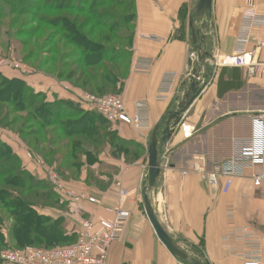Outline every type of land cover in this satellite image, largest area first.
<instances>
[{"label": "crops", "instance_id": "1", "mask_svg": "<svg viewBox=\"0 0 264 264\" xmlns=\"http://www.w3.org/2000/svg\"><path fill=\"white\" fill-rule=\"evenodd\" d=\"M198 2L135 0L133 58L149 57L153 67L148 74L132 71L121 96L129 114H133L136 102L149 104L151 131L139 132L123 122L105 123L100 129L94 122L100 116L60 81L48 76L28 80L37 92L46 94L49 102L73 101L83 111H92L90 114L95 115L90 116V131L86 128V132H90L88 137L83 135L85 129L71 132V127L66 130V136L62 135L60 153L63 158L68 164H81L74 174L68 170L62 177L75 197L68 200L56 192L64 207L39 211L53 218L63 217L68 231L76 232L77 216L108 217L107 207L116 204L121 198V189H126L128 196L124 206L131 211V217L122 238L110 248L108 264H186L175 258L158 238L145 211L143 189L148 179V148L154 127L165 112L177 108L186 91L182 84L188 78L194 59L189 21ZM261 2L254 0L257 4ZM245 4L246 0H213L214 29L208 28L206 32L208 52L216 57L232 52ZM196 26L200 23L196 22ZM260 59H264V50ZM171 70L177 71L179 78L169 99L159 102L155 96L161 77ZM221 80L240 87L219 97ZM263 109L264 76H249L241 67L219 66L159 154L162 169L155 186L148 191L149 199L163 228L195 260L241 264L225 247L224 236L231 222L257 230L262 239L264 260V186L256 187L252 180L255 172L264 173V166L243 168L228 191L212 188L198 169L206 166L215 170L226 162L244 160L242 149L252 137V117ZM69 136H78L83 143L74 149ZM0 139L13 148L30 172L44 177L42 157L33 152L23 138L0 129ZM185 169L188 173L183 175ZM90 197L99 202L92 203ZM231 213L234 217H230Z\"/></svg>", "mask_w": 264, "mask_h": 264}, {"label": "trees", "instance_id": "2", "mask_svg": "<svg viewBox=\"0 0 264 264\" xmlns=\"http://www.w3.org/2000/svg\"><path fill=\"white\" fill-rule=\"evenodd\" d=\"M8 5H10L11 11L5 12ZM109 6L111 7L108 8ZM121 6L127 8V12L121 13L116 10L117 7ZM57 11H64L65 13L56 14ZM10 13L18 16L30 14L35 17L38 26L33 31L26 32L29 36L42 32L45 34L50 29L43 42L47 46L45 65L50 64L55 68L61 80L65 78L64 81L69 82L73 87L98 96L110 93L122 95V89L129 76L133 57L137 15L135 0L129 2L126 0H94L91 5L88 4L87 0H38V2L0 0V17H7ZM83 15H85V18L82 17ZM0 23L4 22L0 21ZM42 25H45V28L42 29ZM119 27H123L124 30H120ZM85 28H89V33L98 40H93L88 34H83L82 31ZM4 34L10 37L12 32H2L0 30V38ZM104 41L111 44L110 47L105 46L102 53L92 56L91 51L95 50L94 45ZM120 41H125L126 45L119 44ZM19 43L26 45L23 41H19ZM32 53H30L31 56ZM235 77L238 76L235 75ZM236 87L240 86H235L230 82L224 83L221 80L219 82V97L226 91ZM0 101L12 102L11 113L22 110L28 112L27 123L20 127L21 136L23 137H40L46 129H49V134L52 133L54 134L52 136H57L55 142L61 143L59 137L66 136V130L69 127L72 129L71 132L77 128L82 131L85 129L83 135L88 137L90 132H86V128L90 131V116H95L90 114L92 111L100 116V119L94 121L99 124L100 129L105 123H112L95 109L85 112L80 109L78 103L73 101L57 99L54 102H49L46 94L37 92L25 78L8 77L1 71ZM8 111L9 109L6 111L0 110L1 126L5 124L11 115ZM15 123V120H10L9 124L14 125ZM28 123L34 128L24 132L23 127ZM46 135L49 137L48 134ZM78 136L74 137L72 141L73 148L80 147L83 143V140ZM102 136L101 133L100 138ZM42 137L45 139L46 136L43 135ZM50 139V146L45 150H42L41 141L37 143L31 141L34 146L28 145L33 152L46 159L48 163L55 164L56 169L63 178L68 170H72L74 174V171H77L81 164H68L66 159L63 158L64 155L60 153V149L52 146V143H55L54 140L52 142V138ZM101 139L103 140V138ZM0 146V159H5L0 170L3 172L9 167L10 176L14 175L21 188L32 191L31 186L34 184L31 182L33 181L43 183L46 181L51 184L47 178H42L30 172L23 165L21 158L14 152L13 148L1 139ZM162 150L163 148L159 154ZM32 193L40 199V202H43V205L26 202L25 197H21L20 193H0V209H10V200H16L17 207H22L19 208L18 212L11 213L16 218V222L11 225L8 234L6 229L0 226V245L4 247L2 249L23 248L29 245L49 248L63 246L60 245L61 243L73 244L77 239V233L68 231L67 223L63 217L53 218L39 211L40 207H64V202H61L62 199L56 191L54 189H36ZM4 194L7 196H4ZM27 198H30V196H27ZM28 218H31L32 222H26ZM8 237L13 242L15 241L18 246L13 245ZM23 237H27L28 241L21 245L20 241ZM9 245L15 247H6ZM2 249L0 248V250Z\"/></svg>", "mask_w": 264, "mask_h": 264}, {"label": "built area", "instance_id": "3", "mask_svg": "<svg viewBox=\"0 0 264 264\" xmlns=\"http://www.w3.org/2000/svg\"><path fill=\"white\" fill-rule=\"evenodd\" d=\"M262 50H264V0L261 4L254 3V0H246V4L241 9L232 52L221 55L218 65L241 67L249 76L262 77L264 76V59H260ZM14 62L16 61L10 62L0 58V67L13 68L23 75L32 72L27 65ZM152 67L153 60L149 57L137 56L133 59L134 73L148 74ZM178 78L177 71H166L163 74L155 96L157 101L166 102L169 99ZM77 97L80 102L95 109L112 123L123 122L133 126L139 132L153 129L150 108L146 101L136 102L133 114H129L123 97L116 94L95 96L80 93ZM258 128L264 132V109L256 112L252 117L253 137L242 149L244 160L233 164L226 162L215 170H209L206 166L198 168L212 188L221 187L228 191L235 176L243 173V168L264 166V144L258 148L255 137V131ZM45 169L44 177L48 179L55 191L64 198L72 200L75 197L73 190L56 171L46 167ZM187 173L186 169L182 172L183 175ZM252 180L256 187L264 186V173L255 172ZM120 194V200L113 206L107 207L108 217L77 216V239L73 244L49 248L31 245L23 248H5L0 250V264H108L110 248L122 238L131 217V211L124 206L128 192L126 189H121ZM89 200L92 203L99 202L93 197ZM230 217H234L232 213ZM224 241L227 251L237 256L241 264H264L262 239L255 228L238 227L231 222Z\"/></svg>", "mask_w": 264, "mask_h": 264}, {"label": "rangeland", "instance_id": "4", "mask_svg": "<svg viewBox=\"0 0 264 264\" xmlns=\"http://www.w3.org/2000/svg\"><path fill=\"white\" fill-rule=\"evenodd\" d=\"M27 1L38 2V0H26V2ZM126 1L129 2L130 0H126ZM87 2L89 5H91L94 2V0H87ZM110 7L111 6H109L108 8H110ZM116 10L121 12V13L127 12V8L125 9V7H123V6H121L119 8L117 7ZM10 11H11V7H10V5H8L5 12H10ZM128 11H130V10L128 9ZM61 13H65V12L64 11H57L56 12V14H61ZM82 17L85 18V15H83ZM17 19H19V20L17 21ZM0 21L4 22V23H0V30L2 32L3 31L4 32H6V31L12 32L10 37H8L4 34L0 38V58H3V60L10 61V62L16 61V62H19L21 64H25L32 71L30 74L23 75L20 71L14 70L13 68L0 67V71L3 72L6 76L14 77L15 75H17L20 78H25L26 80H29V81L34 79V78H39L42 76H48V77H51L55 80L60 81L64 85L65 89H67L73 93H76V94L86 93V94L95 95V94H92L89 92H84L81 89L73 87L69 82L64 81V80H66L65 78L61 80V78L58 76L57 70L55 68H53L50 64L45 65V58H46L45 55H46V47L47 46H46V44H43V42H44L45 37L47 36L50 29H48L45 34L42 32V33H38V34L33 35V36H29L26 32L33 31L38 26L37 25L38 21L37 20L35 21L34 16H32L30 14L18 16L17 14L10 13L7 17H4V16H3V18L0 17ZM43 28H45V25H42V29ZM119 28H121L120 30H124L123 27H119ZM82 33L88 34L93 40H98L95 36H92L89 33V28H85L82 31ZM19 41L25 42L26 45L20 44ZM119 44L126 45L125 41H120ZM110 45L111 44H109L105 41L98 44V45L95 44L94 45L95 50L91 51L92 56L94 54H97V53H102L103 50L105 49L104 47L105 46L110 47ZM33 51L35 52L34 54L32 53ZM30 53H32V56L30 55ZM210 53H211V55H213L215 57V61H213V60L209 61L211 72L214 73L215 69L219 68L218 60L220 59L221 55L216 57V54H213L212 52H210ZM25 58H27V59H25ZM133 59L134 58L132 57L129 74L132 72ZM16 62H14V63H16ZM110 94H115V93H110ZM106 95H108V94H106ZM116 95H118V94H116ZM95 96H98V95H95ZM119 96H121V95H119ZM12 106H13L12 102L8 103V102H1L0 101V110L1 111H6L9 109L8 112L11 113L10 110H12ZM27 114H28V112L26 110L11 113V115L6 120L5 124H2V126L3 125L4 126L2 127L0 125V129H4L6 132H10V133H13L15 135H18L19 137L23 138V140L25 141V143L27 145L31 144L34 146L33 142L37 143V142L41 141L43 149L42 148H40V149H42V150L47 149V147L50 146V142H51L50 138H52V142H53V140H54V142L57 140L56 135L52 136L54 134H52V133L49 134V129H46L42 133L44 136H46L45 139H43V137H42L43 135H41L40 137H23V136H21L20 127L27 123V120H26ZM10 120H15L16 123L14 125H10L9 124ZM6 126H8V127L6 128ZM32 128H34V127H32V125H30L28 123L26 126L23 127V130H24V132H28L29 130H32ZM46 134H48L49 137ZM63 138L64 137H62V136L59 137V141H61V143L63 142L62 141ZM73 139H74L73 136H69V142L72 143ZM31 141H33V142L31 143ZM61 143L55 142V143H52V146L60 149ZM65 149L69 150V147L66 146ZM3 161H5L4 158L0 159V168L4 164ZM40 164L42 165L43 173L46 172L45 167L51 168L54 171H56L57 174L62 178L61 174L56 169L55 164L48 163L46 161V159H44V158H40ZM43 164H45V165H43ZM0 172H2V170H0ZM10 172L11 171H9V167H7L0 174V193H2V192L3 193L4 192L10 193V194H11V192H13L14 194L20 193L21 197L22 196H23V198L25 197L24 199L26 202L32 203V204L35 203L38 205H43V202H40V199L36 198L34 193H32V192H34L36 189H44V190L45 189H52V190L54 189L52 187V185L46 181H44V183L40 182V181H36V182H38V183H36L35 181H33V182H31L34 184L33 186H31L32 191L24 190V188H21V185L18 184V182H17L18 180H16V178H14V175L10 176ZM4 196H7V195L4 194ZM27 196H30V198H27ZM10 203H11L10 209H0V226L3 227L4 229H6L7 234L11 229V225L16 222L15 221L16 218L13 215H11V213L12 212H18L19 208H22V207H17L16 200L15 201L10 200ZM40 208H41L40 210H44V209H50L51 207H40ZM26 222H32V219L28 218V219H26ZM26 238L27 237L21 238V241H20L21 245H24L25 243H27L26 241H28V240ZM8 239L11 241V243L13 245L18 246V245H16L15 241L14 242L12 241L11 238L8 237ZM68 244L69 243H61L60 245L64 246V245H68ZM10 246L11 245L6 246V247H10ZM15 246H11V247H15ZM0 248L2 249L4 247L0 245Z\"/></svg>", "mask_w": 264, "mask_h": 264}, {"label": "water", "instance_id": "5", "mask_svg": "<svg viewBox=\"0 0 264 264\" xmlns=\"http://www.w3.org/2000/svg\"><path fill=\"white\" fill-rule=\"evenodd\" d=\"M212 12L213 0H199L190 14L189 28L192 34L194 59L191 63V71L188 74V78L182 84L186 91L178 102L177 108L173 111L165 112L154 127L148 148V179L143 189L145 211L158 238L175 258L182 260L186 264H211V262L195 260L177 245L174 238L163 228L158 220L149 199L148 191L153 189L161 173L160 150L172 138L182 121L184 113L201 95L208 84V80L213 75L208 61H215V57L206 50L207 29H214ZM196 22L200 23L199 27L196 26Z\"/></svg>", "mask_w": 264, "mask_h": 264}, {"label": "bare ground", "instance_id": "6", "mask_svg": "<svg viewBox=\"0 0 264 264\" xmlns=\"http://www.w3.org/2000/svg\"><path fill=\"white\" fill-rule=\"evenodd\" d=\"M252 137H253V132H252ZM255 137H256V143L258 145V148H260V146H262L264 143V132L262 131V129L258 128L255 131Z\"/></svg>", "mask_w": 264, "mask_h": 264}]
</instances>
